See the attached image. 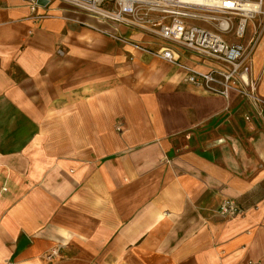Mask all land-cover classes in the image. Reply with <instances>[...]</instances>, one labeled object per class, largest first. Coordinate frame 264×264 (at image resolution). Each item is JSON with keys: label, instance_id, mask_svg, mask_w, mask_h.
<instances>
[{"label": "crops", "instance_id": "crops-1", "mask_svg": "<svg viewBox=\"0 0 264 264\" xmlns=\"http://www.w3.org/2000/svg\"><path fill=\"white\" fill-rule=\"evenodd\" d=\"M159 47L60 0H0V264H264V34L227 96ZM227 198L244 213L222 217Z\"/></svg>", "mask_w": 264, "mask_h": 264}, {"label": "built area", "instance_id": "built-area-1", "mask_svg": "<svg viewBox=\"0 0 264 264\" xmlns=\"http://www.w3.org/2000/svg\"><path fill=\"white\" fill-rule=\"evenodd\" d=\"M27 1L38 3V0ZM60 1L81 12L150 35L160 46L154 55L183 68L186 82L225 96L230 88L250 85L248 59L264 34V0ZM208 12L220 16L208 15ZM207 19L217 22V31L198 23ZM250 21L254 34L244 43ZM226 34H234L237 41L229 42ZM178 50L191 52L202 62H214L217 67L205 71L194 68L177 57ZM58 53L63 52L59 49ZM218 213L229 218L242 215L244 210L235 199L227 198L220 204ZM57 253L53 249L48 258Z\"/></svg>", "mask_w": 264, "mask_h": 264}, {"label": "rangeland", "instance_id": "rangeland-1", "mask_svg": "<svg viewBox=\"0 0 264 264\" xmlns=\"http://www.w3.org/2000/svg\"><path fill=\"white\" fill-rule=\"evenodd\" d=\"M216 12L214 13H210L208 12L207 14L208 15H213V16H220L218 13L215 14ZM200 23L201 25H203L204 27H206L207 29H210V30H213V31H217V22L216 21H213V20H210V19H207L206 21H200L198 22ZM258 23V22H256ZM250 34H254V31H253V24L252 22L250 21L249 24H248V29H247V33H246V37L244 38V43H247V39L249 38V35ZM225 38L229 41V42H234V41H237V38L234 36V34H226L224 35ZM259 42V41H258Z\"/></svg>", "mask_w": 264, "mask_h": 264}, {"label": "water", "instance_id": "water-1", "mask_svg": "<svg viewBox=\"0 0 264 264\" xmlns=\"http://www.w3.org/2000/svg\"><path fill=\"white\" fill-rule=\"evenodd\" d=\"M49 3V0H38V4L41 5H47Z\"/></svg>", "mask_w": 264, "mask_h": 264}]
</instances>
